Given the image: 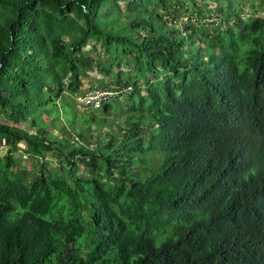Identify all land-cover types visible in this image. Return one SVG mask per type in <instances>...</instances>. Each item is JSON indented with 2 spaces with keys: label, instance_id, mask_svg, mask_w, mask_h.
Masks as SVG:
<instances>
[{
  "label": "trees",
  "instance_id": "1",
  "mask_svg": "<svg viewBox=\"0 0 264 264\" xmlns=\"http://www.w3.org/2000/svg\"><path fill=\"white\" fill-rule=\"evenodd\" d=\"M173 2L0 0V264H264V20ZM92 70L135 88L123 126L51 136Z\"/></svg>",
  "mask_w": 264,
  "mask_h": 264
},
{
  "label": "rangeland",
  "instance_id": "2",
  "mask_svg": "<svg viewBox=\"0 0 264 264\" xmlns=\"http://www.w3.org/2000/svg\"><path fill=\"white\" fill-rule=\"evenodd\" d=\"M177 1L183 2L184 5H179L176 4ZM180 2V3H181ZM174 8L180 9V17L176 18L175 20L177 21L178 25H183L184 23L188 21H196L197 17L195 14L199 13H206L210 12L209 15L211 16H218L220 17L222 15L221 11L226 10V8L231 5V9L233 10V15L230 19H228L229 24L235 25L236 23L244 22V23H249L252 24L255 20L257 19H262L264 20V0H174L172 3ZM208 6V7H207ZM158 8V5L156 6ZM198 16V15H197ZM210 16H204L201 20L202 23H206L209 28H215L220 24L223 20L225 21V18L223 19L221 16V21L219 20L217 23L213 22L215 18H210ZM233 16H236L237 18H233ZM92 44L87 46L84 50L85 51H90L91 50ZM93 55V54H92ZM126 65L124 63H121V67H118L117 65L115 66L114 72H126L128 71L127 68H125ZM130 76H134V72L130 73ZM126 75H122L119 80V78H116V76H112L109 80L106 79V74L105 76L100 75L96 73L95 71H89V73L85 76L83 79V85L81 89L83 92L78 95L72 101L71 103L75 106V108L79 111L77 116H72L70 113V116L68 111L66 112L65 110L62 111L59 115V117L56 119V124L55 127L51 126L49 127V133L51 136H59L60 140L62 139H67L69 140L70 144L73 143L74 138L76 139V134H75V129L78 127V129L82 127H86L88 125V122L86 120H82L85 116V113H91L96 116V124L91 125V128L95 129L96 125L100 124L102 119H105V121H109L111 127L113 128H118L119 126H123L124 122L126 121V117L129 114H125L123 111L119 113H112V114H105L104 112V103L101 105L97 106H92L93 110H90L85 102V95L87 92L91 91L92 89L98 90L100 87L99 81L100 80H105L111 84V87H114V93L111 95V99L116 98L117 96H121V103L123 106L125 105H130V101L134 100L133 97L136 95H133L135 93V88L133 86H126L125 84V79ZM133 80L135 79L132 77ZM69 79L67 78L65 80V83H68ZM122 87L124 90H119V88ZM110 88V87H109ZM143 95V94H142ZM67 102V101H65ZM110 103L109 100L105 102V104ZM132 104V103H131ZM127 105V106H128ZM59 106V105H58ZM63 114L66 117H63ZM45 119L49 122L51 120L50 117L46 116ZM4 121V120H2ZM5 122V121H4ZM47 122V123H48ZM87 122V123H85ZM84 125V126H83ZM74 126V128L72 127ZM24 127L30 131L32 128L30 125L27 123L24 125ZM63 132H68V133H63ZM81 135V134H80ZM85 139H91V136H87ZM102 143L105 142V140H100ZM22 148L20 147V152L23 155V158L28 159L29 155L26 152V146ZM6 153V147L1 146L0 147V156H4ZM58 148L56 149L55 152H48L44 151L43 152V157L39 159V161H28L23 164L22 166V173L25 174L27 171H32L33 169H38L41 165L43 164H48L49 167L52 169L56 170L57 163H59V160L56 156L58 154ZM19 154V153H18ZM18 156V155H17ZM58 160V161H57ZM85 170L84 165L79 166V175H82V173Z\"/></svg>",
  "mask_w": 264,
  "mask_h": 264
},
{
  "label": "built area",
  "instance_id": "3",
  "mask_svg": "<svg viewBox=\"0 0 264 264\" xmlns=\"http://www.w3.org/2000/svg\"><path fill=\"white\" fill-rule=\"evenodd\" d=\"M210 18H215L213 22L217 23L220 20V17L212 15ZM114 92L110 89L107 90H96L92 89L91 91L87 92L85 95V100L83 102L87 103L86 106H97L99 104H103L109 99Z\"/></svg>",
  "mask_w": 264,
  "mask_h": 264
},
{
  "label": "clouds",
  "instance_id": "4",
  "mask_svg": "<svg viewBox=\"0 0 264 264\" xmlns=\"http://www.w3.org/2000/svg\"><path fill=\"white\" fill-rule=\"evenodd\" d=\"M211 16H212V14H211ZM211 16H210V17H211ZM220 21H221V16H220ZM222 21H223V20H222ZM128 86L131 87V85H128ZM109 89H110L112 92H114V87H110ZM121 89L124 90V88L120 87L119 90H117V92H119ZM102 90H104V89H102ZM101 105H102V104H101ZM91 106H93V105H91Z\"/></svg>",
  "mask_w": 264,
  "mask_h": 264
}]
</instances>
